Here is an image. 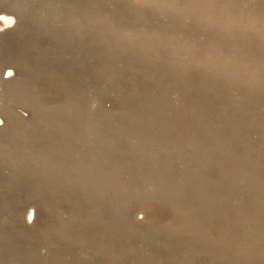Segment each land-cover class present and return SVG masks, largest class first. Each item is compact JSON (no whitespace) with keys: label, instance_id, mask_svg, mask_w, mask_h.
I'll list each match as a JSON object with an SVG mask.
<instances>
[{"label":"rangeland","instance_id":"1","mask_svg":"<svg viewBox=\"0 0 264 264\" xmlns=\"http://www.w3.org/2000/svg\"><path fill=\"white\" fill-rule=\"evenodd\" d=\"M2 16L0 264H264V0Z\"/></svg>","mask_w":264,"mask_h":264},{"label":"bare ground","instance_id":"2","mask_svg":"<svg viewBox=\"0 0 264 264\" xmlns=\"http://www.w3.org/2000/svg\"><path fill=\"white\" fill-rule=\"evenodd\" d=\"M14 22H15V20L12 17L2 16L0 19V29L8 28L9 26H12V24H14ZM31 213H32L31 216L33 217L34 214H33V212H31Z\"/></svg>","mask_w":264,"mask_h":264},{"label":"clouds","instance_id":"3","mask_svg":"<svg viewBox=\"0 0 264 264\" xmlns=\"http://www.w3.org/2000/svg\"><path fill=\"white\" fill-rule=\"evenodd\" d=\"M29 222H31V218H29Z\"/></svg>","mask_w":264,"mask_h":264}]
</instances>
